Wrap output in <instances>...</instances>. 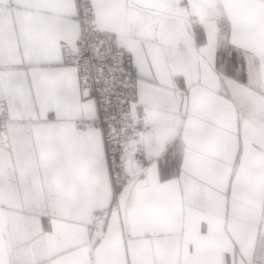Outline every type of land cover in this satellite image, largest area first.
I'll list each match as a JSON object with an SVG mask.
<instances>
[{"label":"snow or ice","instance_id":"obj_1","mask_svg":"<svg viewBox=\"0 0 264 264\" xmlns=\"http://www.w3.org/2000/svg\"><path fill=\"white\" fill-rule=\"evenodd\" d=\"M0 264H264V0H0Z\"/></svg>","mask_w":264,"mask_h":264}]
</instances>
